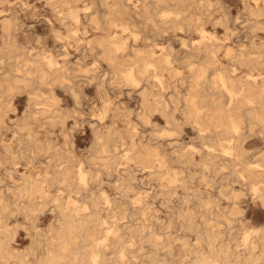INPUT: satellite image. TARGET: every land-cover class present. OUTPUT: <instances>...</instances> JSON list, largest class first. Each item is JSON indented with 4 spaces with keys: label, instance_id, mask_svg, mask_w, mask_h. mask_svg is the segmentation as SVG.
<instances>
[{
    "label": "clouds",
    "instance_id": "1",
    "mask_svg": "<svg viewBox=\"0 0 264 264\" xmlns=\"http://www.w3.org/2000/svg\"><path fill=\"white\" fill-rule=\"evenodd\" d=\"M0 264H264V0H0Z\"/></svg>",
    "mask_w": 264,
    "mask_h": 264
}]
</instances>
